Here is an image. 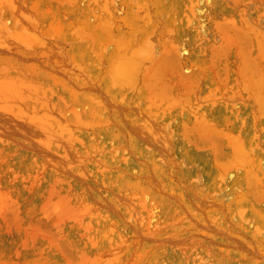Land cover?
<instances>
[{
    "label": "rangeland",
    "instance_id": "obj_1",
    "mask_svg": "<svg viewBox=\"0 0 264 264\" xmlns=\"http://www.w3.org/2000/svg\"><path fill=\"white\" fill-rule=\"evenodd\" d=\"M0 22V264H264V0H0Z\"/></svg>",
    "mask_w": 264,
    "mask_h": 264
},
{
    "label": "bare ground",
    "instance_id": "obj_2",
    "mask_svg": "<svg viewBox=\"0 0 264 264\" xmlns=\"http://www.w3.org/2000/svg\"><path fill=\"white\" fill-rule=\"evenodd\" d=\"M3 22V21H2ZM2 22H0V23H2ZM5 22H7V20L5 21ZM5 22H4V26H3V24H2V27H5L4 29H6L4 32H7L8 34L9 33H13V32H15V31H12V32H10L11 30V28L10 27H8V25H7V23L5 24ZM1 26V25H0ZM9 28V29H7V27ZM24 28V27H23ZM14 30H15V28H13ZM1 30V29H0ZM21 30V29H20ZM17 31V30H16ZM19 31V30H18ZM23 31V30H22ZM2 32V31H1ZM24 32V31H23ZM20 33V32H19ZM1 34V33H0ZM23 34V33H22ZM16 35H18V34H16ZM20 35V34H19ZM24 36H26V34H23L22 35V37H23V39H26ZM28 38V37H27ZM29 39V38H28ZM151 39V38H150ZM147 40V41H146ZM152 40V39H151ZM26 41V40H25ZM27 42V41H26ZM152 42V41H151ZM151 42H149L148 41V38L147 39H145L144 41H142V42H139V43H141V45H139V44H136V43H128L127 45H126V50H127V52H125L123 55H120L119 57H115V59L113 60V62H112V66H111V72H112V75H113V82L115 83V84H117V85H122V86H128V85H130V84H132V83H134V82H136V81H134V79L136 78V77H139L140 76V73L138 72L139 71V68L141 67V65L143 66V64H141V65H139L140 63H142V62H144L145 60H143L142 61V59L145 57L144 55H148L149 54V52H150V54L152 53V49L154 48V44H153V47H152V45H150L151 44ZM154 43V42H153ZM152 48V49H151ZM151 49V50H150ZM125 54H127V55H125ZM149 54V55H150ZM142 56H143V58H142ZM146 58H148V57H146ZM145 58V59H146ZM140 60L142 61V62H140ZM140 62V63H139ZM141 70V69H140ZM13 80V79H12ZM10 84H11V82H10ZM13 84H14V82H13ZM12 84V85H13ZM7 85H8V83H7ZM40 96H42V95H40ZM28 102V101H27ZM20 103V102H19ZM20 105V104H19ZM19 105H18V107H19ZM28 105V104H27ZM31 105V104H30ZM34 104H32V106H33ZM37 105V104H36ZM23 106H24V104H23ZM22 106V108H24ZM4 107V110H6V111H8V112H11L12 110H14L15 109V107H16V104L14 103V104H11V105H8V106H3ZM25 107H26V105H25ZM34 107V106H33ZM32 107V108H33ZM40 107V106H39ZM43 107V106H42ZM27 108V107H26ZM28 108H29V106H28ZM45 107H43L41 110H39L38 112H39V114L38 115H34L33 117L38 121V124L35 122V121H33L34 123H36L37 124V130H38V132L40 133V136H41V141L43 142V144H44V142L46 143L47 141H49L48 139L50 138L51 139V137L53 138H59V133L57 134L56 133V130L55 131H52L51 133H49L50 131H51V129H50V131L48 132V128H47V126L49 125V121H47L46 119H47V117H46V121H44V120H42V116H46V114H49L50 112H51V110L50 109H44ZM48 108V107H47ZM34 109V108H33ZM39 109V108H38ZM23 110V109H22ZM17 111V113H19V111L20 110H16ZM29 111V110H28ZM33 112V111H32ZM34 112H35V109H34ZM21 113V112H20ZM20 113H19V115L18 116H16V115H14L13 114V116H16V118L15 117H13L14 118V120L16 121V120H18V122H19V119L20 120H25V117H24V115H22V117H19L20 116ZM28 113V112H27ZM22 114V113H21ZM30 115V114H29ZM27 116V115H26ZM30 117H32V116H30ZM34 118H32V119H34ZM28 119V118H27ZM65 119V118H64ZM64 121V120H63ZM29 122H30V120H29ZM61 122H62V120H61ZM60 122V123H61ZM17 123V122H16ZM22 123V122H21ZM59 123V124H60ZM25 124H27V123H25ZM33 124V123H32ZM147 124V123H146ZM27 125H30V124H27ZM67 125V121L65 120L64 122H62L61 124H60V126H61V129H62V127H64V126H66ZM138 125H140V123L138 124ZM142 125V124H141ZM54 126V125H53ZM53 126H51V127H53ZM137 126V125H136ZM145 126V125H144ZM49 127V126H48ZM55 127V126H54ZM53 127V128H54ZM36 128V127H35ZM35 128H34V130H35ZM58 129V128H57ZM65 129V128H64ZM144 129V128H143ZM146 129V128H145ZM31 130V129H30ZM62 131V130H61ZM145 131V130H144ZM55 132V133H54ZM59 132V131H58ZM61 135V134H60ZM70 142V141H69ZM68 142V143H69ZM68 143H66V144H68ZM48 144H49V142H48ZM49 146V145H48ZM48 146H47V148H48ZM50 147V146H49ZM46 148V144H45V149H47ZM67 150H70V149H67ZM72 150V149H71ZM68 152V151H67ZM71 152V151H70ZM74 153V152H73ZM53 154H55V153H53ZM68 154H71V153H68ZM75 154V153H74ZM52 155V154H51ZM73 155V154H72ZM75 155H77V154H75ZM79 155V154H78ZM60 156L62 157V159H63V156L60 154ZM59 156V157H60ZM68 156V155H67ZM74 156V155H73ZM80 156V155H79ZM70 157V156H69ZM75 157V156H74ZM77 157V156H76ZM81 157V156H80ZM67 158V157H66ZM71 158V157H70ZM79 158H77V160H78ZM65 160V159H64Z\"/></svg>",
    "mask_w": 264,
    "mask_h": 264
}]
</instances>
